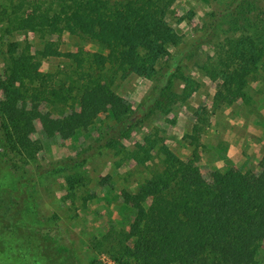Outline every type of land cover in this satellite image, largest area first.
Returning <instances> with one entry per match:
<instances>
[{
	"label": "trees",
	"instance_id": "trees-1",
	"mask_svg": "<svg viewBox=\"0 0 264 264\" xmlns=\"http://www.w3.org/2000/svg\"><path fill=\"white\" fill-rule=\"evenodd\" d=\"M175 1L15 0L11 7L0 5V22L5 33L34 31L53 36L67 31L100 46L96 52L80 50L88 63H82L78 79L80 109L64 116L60 123L65 136L72 137L82 132L96 111H107L116 124L96 139L99 148L125 151L122 137L158 115L170 114L178 102L198 89L199 83L186 73L185 58L202 50L223 24L240 35L225 38L216 61L202 64L206 75L218 81L216 100L233 104L247 99L250 80L258 74L264 76L260 74L264 69V10H259V0H225L202 34L187 41L169 21ZM51 42H46L48 48ZM33 59L24 51L18 58H7L5 75L0 76L4 93L0 100V157L13 169L9 186L22 189L26 198H37L40 187L51 184L60 174L66 176L70 189L86 184L80 168L88 161L78 158L48 169L44 165L27 169L38 149L37 143L29 141L27 130L39 113L36 104L31 109H26V104L44 98L51 77L40 73ZM119 73L153 81L137 109L112 89ZM51 91L66 100L58 89ZM45 98L52 106L56 104L50 96ZM42 120L50 118L42 115ZM198 130L196 126L194 131ZM159 134H148L129 153L136 163L145 165L156 150L161 167L141 187L142 198L151 197L148 207L130 194L122 203L124 210H131L126 214L128 237L136 238L134 247L121 251L127 256L125 264H259L258 248L264 241V143L259 169H215L206 178L196 164L197 145L192 158L182 159ZM194 134L185 135V139L191 138L190 145L198 140ZM110 180L111 175H107L101 183ZM3 184L1 179L0 187Z\"/></svg>",
	"mask_w": 264,
	"mask_h": 264
},
{
	"label": "rangeland",
	"instance_id": "rangeland-1",
	"mask_svg": "<svg viewBox=\"0 0 264 264\" xmlns=\"http://www.w3.org/2000/svg\"><path fill=\"white\" fill-rule=\"evenodd\" d=\"M14 2L0 0V5L11 7ZM224 2L176 0L168 16L169 21L183 40L199 37L211 21L212 14L219 13ZM259 5V10L263 11L264 0H259ZM227 27V23L218 27L217 34L204 43L202 50H198L193 57L185 58L186 73L199 83L198 89L187 100L178 102L170 114L158 115L148 124L136 127L130 136L122 137L124 151V148H99L96 141L116 124L107 111H96V115L82 127V132L72 137L65 136L63 122L60 123L64 116L80 109L81 84L78 79L82 63L88 65L80 50L96 52L100 46L67 31L53 36L34 31L5 33L0 22V76L5 75L6 59L20 57L21 51L34 56L33 64L40 73L51 74L46 84L49 90L44 98L29 100L26 104V109L36 104L39 113L27 130L29 141L38 144L36 157L26 166L27 169L32 171L39 165L48 169L59 162L65 164L78 158L80 161L88 160L80 168L86 177V184H77L70 189L66 176L60 174L51 184L40 187L37 198H26L21 193L22 189L9 186L13 169L0 157V180L5 181L0 187V264H125L127 256H122V253L125 247H134L136 238L128 237L130 226L126 214L131 210H124L122 203L130 194L148 207L151 197L142 198L141 187L161 167L156 150L152 152L154 158L145 165L129 157L137 143H143L150 133L158 131L163 142L175 152L179 151V145L174 142H182L181 135L185 138L186 134L195 133L198 140L192 147L198 146L196 164L204 176L210 178L211 171L218 168L205 164L199 154V146L202 145L199 140L207 122H215L218 115L226 125L228 118H236L238 114L250 115L254 121L258 120L257 124L262 119L264 121V76L258 74L250 80L246 89L249 94L247 99L227 104L224 100H216L218 81L207 76L202 68L203 63L216 61L220 42H224L229 35H240V32L226 30ZM48 41L53 43L49 48L46 45ZM170 49L174 51L173 47ZM260 74H264V69ZM152 86L151 79L136 74L124 77L119 73L114 78L112 89L128 98L132 107L137 109ZM53 89L65 94L66 100L59 99L51 91ZM46 96H50L56 104L52 106ZM1 99H4V93L0 89ZM42 115L50 120L43 121ZM196 126L199 127L197 132L194 131ZM185 128L187 132L183 134ZM184 153L179 155L182 159L193 157V153ZM219 170L239 171L230 167ZM107 175H111V180L101 183ZM258 251L259 264H264V241Z\"/></svg>",
	"mask_w": 264,
	"mask_h": 264
},
{
	"label": "crops",
	"instance_id": "crops-1",
	"mask_svg": "<svg viewBox=\"0 0 264 264\" xmlns=\"http://www.w3.org/2000/svg\"><path fill=\"white\" fill-rule=\"evenodd\" d=\"M228 119L229 123L226 125L224 120L222 122L218 118V115H216L215 122H207L199 140L202 144L199 146L201 160L218 169H223V167L241 171L259 169L264 143L263 119L258 124V120L254 121L250 115L238 114V117ZM186 132L185 128L182 133ZM181 136L182 142H174L179 145V151L176 153L178 155L184 152L193 153L192 145ZM180 151L182 153H179Z\"/></svg>",
	"mask_w": 264,
	"mask_h": 264
}]
</instances>
